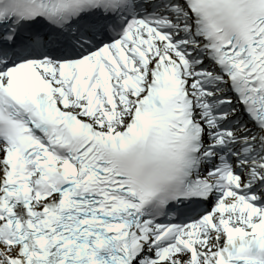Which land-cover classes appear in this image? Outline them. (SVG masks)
<instances>
[{"label": "snow or ice", "instance_id": "obj_1", "mask_svg": "<svg viewBox=\"0 0 264 264\" xmlns=\"http://www.w3.org/2000/svg\"><path fill=\"white\" fill-rule=\"evenodd\" d=\"M0 264H264V0H0Z\"/></svg>", "mask_w": 264, "mask_h": 264}]
</instances>
